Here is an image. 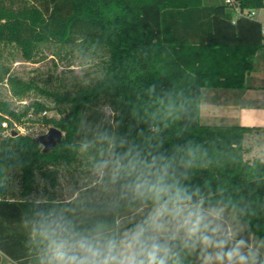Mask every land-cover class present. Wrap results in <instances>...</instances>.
<instances>
[{
  "label": "trees",
  "instance_id": "16d2710c",
  "mask_svg": "<svg viewBox=\"0 0 264 264\" xmlns=\"http://www.w3.org/2000/svg\"><path fill=\"white\" fill-rule=\"evenodd\" d=\"M241 5L259 10L264 0H241ZM233 17L225 3L205 0H0V83L7 78L14 97L25 99L33 85L3 63L2 46L21 48L29 61L46 43L79 45L106 55L102 75L93 83L75 92L42 91L54 99L52 107L34 101L17 113L10 102L0 101V129L4 114L21 119L31 108L56 109L61 117L46 122L65 133L50 152L35 137L0 135V251L7 258L35 264L22 221L34 197H58L57 171L49 166L82 162L70 147L80 139L82 121L100 120L108 106L113 119L124 122L120 131H126L131 103L137 96L147 99L153 84L158 93L182 91L189 101L186 118L165 135L169 143L194 139L207 149L211 163L194 170L191 182L207 184L214 201L231 200L246 232L264 243V160L245 157L246 136L264 132V127L200 122L204 90L244 87L264 47L259 21L240 17L233 23ZM178 129L183 131L179 140ZM13 170L21 174L18 197H8L5 187Z\"/></svg>",
  "mask_w": 264,
  "mask_h": 264
},
{
  "label": "clouds",
  "instance_id": "9594fccd",
  "mask_svg": "<svg viewBox=\"0 0 264 264\" xmlns=\"http://www.w3.org/2000/svg\"><path fill=\"white\" fill-rule=\"evenodd\" d=\"M146 95L131 103L126 131L110 113L82 121L70 147L84 177L63 198L34 197L22 221L35 264H264V243L243 235L233 202L191 182L211 163L207 149L165 135L186 118L184 93L153 84Z\"/></svg>",
  "mask_w": 264,
  "mask_h": 264
},
{
  "label": "rangeland",
  "instance_id": "374dc122",
  "mask_svg": "<svg viewBox=\"0 0 264 264\" xmlns=\"http://www.w3.org/2000/svg\"><path fill=\"white\" fill-rule=\"evenodd\" d=\"M256 17L263 18L264 7L258 10ZM106 55L103 51L93 53L87 48L79 45H61L56 43H46L38 47L31 61L27 60L21 48L14 45L2 46V61L10 68L11 73L20 78L29 81L33 89L25 98L28 104H22L13 96L7 78L0 83V101H8L11 107L20 113L25 106H29L34 101H41L48 106H54V99L47 96L42 91H53L59 93L75 92L80 86L89 85L102 75L103 61ZM206 92L209 90H205ZM208 109L207 101L202 106V124L222 125L220 117L205 120V114ZM48 110L49 113L42 116V111ZM106 113L113 116L111 109L104 106ZM61 115L56 109H41L37 115L39 122L29 125L33 128V135L37 137L45 134L54 125L46 122V119H58ZM211 122V123H207ZM245 146L248 149L245 157L252 160L254 157H260L264 160V132L253 133L247 136ZM42 149L43 146L41 145ZM85 161L75 162L70 165L60 164L49 166V169L57 171L58 185L55 189L57 196L63 198L71 185L81 180L85 175ZM21 174L18 170H13L9 181L6 183V192L8 197H18L21 192ZM43 181L40 179L39 190L42 191ZM42 193V192H41ZM230 215L235 216V221L243 229V235L252 243L260 244L261 240L254 235L246 232V225L241 221L236 213L228 210ZM264 252V249H261Z\"/></svg>",
  "mask_w": 264,
  "mask_h": 264
},
{
  "label": "crops",
  "instance_id": "0c3cea01",
  "mask_svg": "<svg viewBox=\"0 0 264 264\" xmlns=\"http://www.w3.org/2000/svg\"><path fill=\"white\" fill-rule=\"evenodd\" d=\"M205 3L213 5L224 3V0H205ZM258 12L257 10L254 19L259 21L263 26L264 43V16L263 18H260V16L256 17ZM205 90L204 99L201 104V123L203 118L202 106L207 101L208 109L204 115L206 121L220 117L218 119L223 123L222 125L264 127V47L256 54L254 70L247 75L244 87L234 89L211 88L207 89L209 90L207 92ZM0 264L19 263L13 262L0 251Z\"/></svg>",
  "mask_w": 264,
  "mask_h": 264
},
{
  "label": "built area",
  "instance_id": "2783aa9c",
  "mask_svg": "<svg viewBox=\"0 0 264 264\" xmlns=\"http://www.w3.org/2000/svg\"><path fill=\"white\" fill-rule=\"evenodd\" d=\"M224 3L234 11V17L232 19L233 23H236L238 18L240 17L254 19L255 14L257 12L256 9L243 8L241 5V0H224ZM19 101L22 104H28V101H26V99H20ZM39 112L40 111L37 112L33 108H31L27 112V114L24 115L21 119H17L12 117L11 115L4 114V120L2 121L1 124L2 128L0 129V135L3 138L22 136V135L35 136L33 135V128H30L29 125L30 123L31 125H34L39 122V119L37 118ZM41 113L42 116L44 117L49 113V111L44 110Z\"/></svg>",
  "mask_w": 264,
  "mask_h": 264
},
{
  "label": "water",
  "instance_id": "95a60500",
  "mask_svg": "<svg viewBox=\"0 0 264 264\" xmlns=\"http://www.w3.org/2000/svg\"><path fill=\"white\" fill-rule=\"evenodd\" d=\"M15 135V133H14ZM65 133L56 126H53L43 135L34 138V141L43 146L44 152H50L63 140Z\"/></svg>",
  "mask_w": 264,
  "mask_h": 264
}]
</instances>
